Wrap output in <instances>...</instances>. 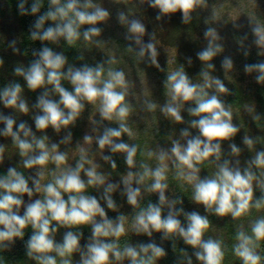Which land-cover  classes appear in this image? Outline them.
<instances>
[{"label": "clouds", "instance_id": "9594fccd", "mask_svg": "<svg viewBox=\"0 0 264 264\" xmlns=\"http://www.w3.org/2000/svg\"><path fill=\"white\" fill-rule=\"evenodd\" d=\"M147 2L150 7L159 9L157 20L161 19V16L179 11L185 23L189 22L191 13L197 7L206 5V0ZM40 7L41 0H36L31 5L30 13L35 15ZM19 9L21 14H29L24 2L19 4ZM109 16V11L93 0H66L64 3L61 0H50L49 10L38 16L33 25L35 30L31 31L30 36L34 41L52 43H57L63 38L72 46L82 35L85 42L91 43L93 37L100 36L102 31L96 25L105 22ZM117 18L121 24L127 25L128 33L131 34L127 38L134 39L135 44L139 45L137 55L143 58L146 53L149 54L151 63L159 67L155 45L151 39L146 44L142 41L146 33L145 25L138 19L129 20L122 11L118 12ZM49 20L54 26L45 28V22ZM84 25L90 27L81 33V27ZM250 27L255 37V45L264 49V25L250 21ZM205 38L208 41L207 47L199 51L197 57L211 69L214 66L209 62L223 49L216 43L220 39L216 29L208 28ZM128 51L133 49L129 47ZM247 54L245 52V55ZM259 54L264 55V51ZM34 55L38 56V59L32 61L27 68L17 66L14 72L23 77L30 90L45 89L34 105L41 113L33 117L35 128L43 132L51 127L59 133L62 128L66 129L75 123L85 108V102L97 105L100 122L115 121L118 127H104L103 132L95 137L85 134L84 145L90 146L95 139L100 150L107 147L111 153H123L129 170L120 183L109 182L108 174L98 171L100 165L89 158V149L81 144H77L79 159L75 167H72L67 164L68 153L61 152L59 144H49L46 135L37 137L26 122H20L17 126L12 116L0 113V122L5 125L0 129V135L11 137L23 158L21 163L25 169L37 168L35 177L26 178L14 167H9L7 174L0 177V246H6L5 242L12 243L16 238L22 239L24 229L30 225L33 233L27 242L26 254L38 264H57L55 256L50 255L51 253L61 258L60 264H72L70 257L75 252L80 253L79 264H113V258L118 262L127 258L129 264H155L158 258L166 255L164 248L150 242L129 244L121 249L118 241L127 234L128 218L123 214L118 215L116 219L109 218L100 200L85 194L89 187H102L103 194L100 199L104 200L109 210L115 211L117 204L112 194L120 189L122 184L121 195L126 197L127 203L133 209H138L132 218V231L137 235L145 234L149 237L153 232H159L163 234L162 239L178 235L187 245L196 249L194 254L202 264H222V242L212 238L204 239L210 227L208 218L195 211L186 213L182 208L176 209L175 205L182 201L178 198L169 199L165 193L169 187L166 182L169 170L167 162L171 161L177 178L192 186L193 201L203 205L207 211L220 217L231 215L233 219H238L248 215L253 208H264V151H257L254 157L246 162L247 166L243 170L239 166V160L236 161L235 167L231 166L229 160H224L223 163L217 164V171L212 176L201 178L199 175V165L205 161L212 162L210 158L213 157L219 162L222 155L221 142L231 140L239 132V128L232 122L231 106H226L218 95H210L207 91L215 88L216 92L227 94L228 89L224 83L211 76L208 71L201 72L202 84L193 83L183 67L170 72L165 81L169 100L160 106V111L174 122L183 123L181 110L184 104L194 102L195 106L189 107L187 111L190 116L198 118L190 121V127L197 129L199 134L193 136L188 129H182L181 137L185 143L172 140L170 149L147 151L146 155L149 158L154 157L158 162L157 166L152 168L141 162L139 170L133 171L137 168L138 146L121 139L124 134L129 138L134 136L127 123L132 107L126 101L130 85L125 73L112 68L106 70L103 63L95 66L84 64L79 68L68 65L64 71L68 63L67 57L47 46H43ZM232 66L231 58L225 57L222 67L230 70ZM254 71L258 73L257 82L264 83V63L245 65V72ZM62 80H67L72 85V91L62 85ZM47 85L52 86L51 92L58 95V101L50 98ZM21 93V85L11 83L0 90V102L6 108L28 114L29 106ZM146 107L149 111H155L157 104L148 102ZM92 123L96 124L97 121L93 120ZM14 126L17 129L15 131ZM92 131L97 132L98 129L94 127ZM71 139L72 134L68 132L60 143L68 144ZM243 143L251 150L255 141L245 135ZM230 149L232 155L240 154L241 149L234 143L230 144ZM4 151V146L0 145V161L3 160ZM102 159L110 163L113 169L116 168L112 156L102 155ZM50 162L56 166L51 172L52 180L42 184L41 181L46 176V166ZM85 165L89 167L86 168ZM254 168L260 170L259 175L253 171ZM82 172L86 180L82 178ZM29 179L33 187H29ZM148 180H151L150 184L146 183ZM254 182L262 193L259 199H254ZM141 186H144L148 193H157L159 202H149L146 207H141ZM34 193H42L43 198L32 200ZM25 194L30 198L27 204L22 198ZM64 194H67V199ZM165 205L168 208L167 215L163 214ZM21 207L24 208L23 215L20 214ZM180 215H184L186 227L178 219ZM97 217L100 219L97 220ZM87 225L91 226L92 235L83 249L80 246V232L67 231L61 243L55 241L54 234L58 227L71 229ZM236 240L238 242L233 251L242 264H262L264 257L258 254L257 249L259 242L264 241V217L251 223V235L241 227L237 231ZM188 264H192L191 258H188Z\"/></svg>", "mask_w": 264, "mask_h": 264}, {"label": "trees", "instance_id": "16d2710c", "mask_svg": "<svg viewBox=\"0 0 264 264\" xmlns=\"http://www.w3.org/2000/svg\"><path fill=\"white\" fill-rule=\"evenodd\" d=\"M25 3V9L29 14L23 15L20 12L19 4ZM36 0H0V90H3L11 83H19L22 87V97L27 101L29 110L28 114L23 113L20 122H26L32 129V132L37 136H47L48 143L59 144V150H66L74 146L83 134L85 125L88 119L97 121L93 124L99 134L103 132L104 127H118L115 121H103L102 123L97 105L88 104L85 102V108L73 125L68 128H62L59 133L55 132L51 127L41 132L35 128L33 117L41 114L40 110L34 105L37 103V98L45 91L44 88L35 91L30 90L23 77L17 76L14 69L17 66H27L38 59L34 53H38L43 46L52 48L54 52L62 53L67 57V64L74 67H81L84 64L95 66L98 63H103L105 69L112 68L114 70H122L125 73L126 79L129 82L128 95L126 101L131 105L132 112L127 119V123L134 133L132 138L124 134L121 139L128 144L138 146L136 156L137 168L139 170L141 162L147 163L150 167L157 166L156 159L149 158L146 153L149 150L156 151L159 148L170 149L172 140H179L182 143L181 130L188 129L195 136L198 135V130L190 127V121L198 119L189 115L187 109L194 107V102H187L181 110L183 123H176L170 118L164 116L160 111V106H163L168 100L165 81L167 75L181 67L189 76L193 83H203L201 76L202 71H208L211 76L219 78L228 89L227 94L218 93L215 88L208 89L209 94H216L225 103L226 106H231L233 115V124L239 128V132L229 141L221 142V160L215 161V158H210L212 162L205 161L200 167V177L206 178L212 176L217 171V164L223 163L224 160H229L231 166H236V161L239 160V166L243 170L257 151H264V83H258L256 77L257 72H245L246 64L264 63V55L259 53L264 49L258 48L255 43V37L252 34L250 21L253 23L259 22L264 25V3L260 0L252 1L257 3L260 11L254 13L250 0H206V4L211 5V10L204 9L202 6L197 7L191 13L189 22H183L182 13H176L161 16L157 20L159 9H154L149 6L147 0H139L131 2L129 0H107L101 3V0H93L94 3L100 4L110 13L109 18L102 23L96 25L102 29L100 36L93 37V42H85L81 38L72 46H69L66 41L61 38L57 43L50 41L41 42L32 40L30 33L35 30L33 25L38 16L43 15L49 10L50 0H41V7L38 13L32 15L30 13L31 5ZM62 3L66 0H61ZM146 2V3H145ZM234 5L237 7L234 8ZM213 7V9H212ZM238 9L240 15L246 16V19H237L235 10ZM124 12L129 20L138 19L146 28V33L142 37L143 43L151 42L157 50V63L159 67L153 65L149 58V54H145L143 58L137 55L139 45H136L134 39H128L131 35L128 33L127 25L121 24L117 18L118 12ZM207 21V22H206ZM54 26L52 21L45 22V28ZM88 25L81 27V33L86 30ZM208 28L216 29L220 39L216 43L222 46L223 51L218 53L209 63L214 67L208 69L205 62L198 59L197 53L207 47L208 41L205 38V31ZM222 32V33H219ZM246 37V38H245ZM224 39L233 40L236 45V50H225L223 47ZM99 41V43H96ZM131 47L133 51H128ZM245 52L248 54L245 55ZM82 57V59H81ZM225 57L231 58L233 66L230 70H225L222 67V61ZM189 59L191 63H189ZM114 61L113 63H108ZM140 75L145 80L146 89L138 88L135 82L130 78L134 75ZM106 76V73H105ZM62 85L72 91V85L67 80H62ZM50 92V98L59 100V97L54 92H51V85L46 86ZM148 102L157 104L155 111H149L146 107ZM10 108H6L0 102V113L7 115ZM13 116H15L13 114ZM255 117H259L256 119ZM14 118V117H13ZM17 122V119L14 118ZM19 122V123H20ZM19 125V124H17ZM5 125L0 122V129ZM17 130L14 126V131ZM37 130V131H36ZM71 132L72 139L68 144H62L60 141ZM58 135L59 140L56 138ZM98 134V135H99ZM54 135V136H52ZM248 135L255 143L250 150L244 143L243 138ZM23 138V134H21ZM4 143L1 145L5 148L11 160V167L22 172L26 178L33 177L31 169H25L21 163L22 157L19 155V150L14 146L11 137L4 136ZM234 143L241 149L238 156L231 154L230 144ZM99 149V148H98ZM102 155H110L116 163V168L113 169L110 163L102 159ZM89 158L94 163L100 165L98 171L108 174L109 182L120 183L121 178L129 170L125 163L123 153H111L106 147L101 150L99 157H95L93 152L89 154ZM79 156H77V160ZM77 160L72 164L75 167ZM167 184L168 189L166 196L169 199H179L182 203L175 205L176 209L182 208L184 212H198L202 216H206L210 222V227L204 235V239L212 238L222 242L224 251V259L222 264H242V261L235 256L233 247L238 242L236 240L237 231L243 230L251 235V223L258 218L264 217V208L250 210V213L238 219H233L231 215L220 217L214 212H209L203 205L193 201L192 186L187 184L176 176V169L171 161H168ZM51 164V162L49 163ZM48 164V165H49ZM47 165V166H48ZM46 166V167H47ZM89 167V165H85ZM8 160L0 165V177L5 176L8 171ZM259 175L260 170L253 169ZM51 174V173H50ZM82 178L87 179L83 172ZM29 185H32L29 179ZM147 184L151 180L146 181ZM33 186V185H32ZM135 186V185H134ZM2 191V190H0ZM123 185L120 184V189L112 194L114 201L117 204V210H109L104 200L100 199L103 194V188L89 187L85 194L95 196L100 200V204L104 207L107 215L111 219H116L118 215H125L128 220L126 228L127 234L120 237L118 243L121 249L126 245H137L139 243L155 242L157 245L164 248L166 255L158 258L155 264H188V258H191L192 264H202L195 256L196 249L187 245L184 240L177 236L169 239H162L163 234L153 232L149 237L145 234L137 235L131 229L132 218L138 209H133L127 203L126 197L121 195ZM142 198L140 206L146 207L149 202L158 203L157 193H148L141 186ZM262 193L254 182V199H259ZM67 199V194H64ZM168 208L164 206V215H167ZM100 218L97 217V220ZM182 225L187 226V221L184 215L178 216ZM55 225V222H53ZM58 227V226H57ZM67 231L80 232V246L83 249L88 243L92 235L91 226H80L78 228L58 227V231L54 234L55 241L61 243L64 233ZM33 233V229L29 225L24 229L23 238H16L12 245L0 246V264H38L34 259L27 256V242ZM113 239V238H108ZM259 255L264 257V241L259 242L257 249ZM186 254V255H185ZM50 255L55 256L57 264H60V257L55 253ZM72 264H79L80 253L75 252L70 257ZM113 264H129V260L118 262L113 258ZM264 264V261H262Z\"/></svg>", "mask_w": 264, "mask_h": 264}, {"label": "rangeland", "instance_id": "374dc122", "mask_svg": "<svg viewBox=\"0 0 264 264\" xmlns=\"http://www.w3.org/2000/svg\"><path fill=\"white\" fill-rule=\"evenodd\" d=\"M104 1H107V0H101V3H105ZM129 1L138 2L139 0H129ZM252 1H256V0H250V2L252 4V10L254 11V13H258L260 11L259 6L257 5V3H252ZM260 2L264 3V0H260ZM202 7L204 9L211 10V5L206 4L205 6H202ZM236 7L237 6L234 5V8H236ZM234 8H233V11L235 10V12H236L235 13L236 16H234V17H236L237 19H243V20L246 19V16H242V15L238 14L239 13L238 9H234ZM212 9H213V7H212ZM219 33H222V32L219 31ZM223 47H224L225 50H232L233 51V50L237 49L236 43L233 40H231V39H224ZM130 78L133 80V82H135V85L138 88H141V89H146L147 88V85L145 84V80H144L145 77L142 78L140 75L136 74V75H134V76H132ZM9 110H10V112L8 111L7 115L8 116L10 115V116L16 118L17 119L16 125L19 124L20 120L23 119L22 118L23 113H20L18 110L12 109V108H10ZM29 112H30V110H29ZM13 114L15 116H13ZM94 127L95 126H93L91 118H89L88 119V123L84 127L83 134H82L81 138L78 140V142L74 146H72V147H70V148H68L66 150H61V152H67L68 153V157H69L68 161H67L68 165L72 166V164L77 160V156H79L78 152H77V144H81L84 147L88 148L89 149V154L91 152H93L95 157H97V158L99 157L101 150L98 149V145L96 144L95 139H93V143L90 146L89 145H84V142H83V137H84L85 134H89V135H91L93 137H95V136H97L99 134V130L97 132H93L92 131V129ZM52 136H54V135H52ZM55 136H57L56 138L59 140L60 137H58L57 134ZM180 139L182 140V144L185 143L184 138L181 137ZM55 168H56V166L53 163L49 164L46 167V169H45L46 176H45V179L41 181L42 184H46V183H48V182H50L52 180V175L50 173L52 171H54ZM36 171H37V168H32L31 169V173H32L33 177H35ZM42 198H43V194L42 193H34V195H33V197L31 199L34 200V199H42ZM28 199H30V198L28 197Z\"/></svg>", "mask_w": 264, "mask_h": 264}, {"label": "flooded vegetation", "instance_id": "af4514ba", "mask_svg": "<svg viewBox=\"0 0 264 264\" xmlns=\"http://www.w3.org/2000/svg\"><path fill=\"white\" fill-rule=\"evenodd\" d=\"M3 138H4V136L0 135V145H1L2 143H4V139H3ZM7 160H8V166L11 167V166H10V165H11V163H10L11 160H10V158H9V156H8L7 154L5 155V153L3 154V160L0 161V165L4 164L5 161H7ZM29 187H32V185L30 184ZM22 198H23L25 204H27V203L29 202V200H30V199H28V196H27L26 194H25ZM23 213H24V208L21 207V209H20V214L23 215ZM12 243H13V242H12ZM12 243L5 242V245H6V246H9V245H12Z\"/></svg>", "mask_w": 264, "mask_h": 264}]
</instances>
